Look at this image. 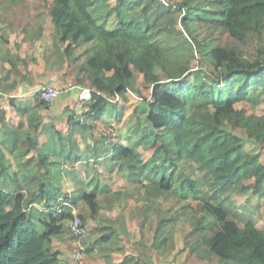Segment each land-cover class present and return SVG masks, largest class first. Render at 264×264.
<instances>
[{"label": "trees", "instance_id": "16d2710c", "mask_svg": "<svg viewBox=\"0 0 264 264\" xmlns=\"http://www.w3.org/2000/svg\"><path fill=\"white\" fill-rule=\"evenodd\" d=\"M0 4V22L16 29L0 45L10 73H72L91 91L81 112L51 113L33 96L46 110L33 127L36 105L0 97V264H62L65 201L95 223L86 255L126 238L135 220L136 244L168 264H264V112L246 105L264 91V0ZM47 17L51 49L41 47ZM112 199L119 219L103 224ZM116 264L148 263L130 247Z\"/></svg>", "mask_w": 264, "mask_h": 264}, {"label": "rangeland", "instance_id": "374dc122", "mask_svg": "<svg viewBox=\"0 0 264 264\" xmlns=\"http://www.w3.org/2000/svg\"><path fill=\"white\" fill-rule=\"evenodd\" d=\"M4 2V1H3ZM1 7V4H0ZM48 18V19H47ZM45 20V35L43 37V42H42V46H46L48 47V45L52 44L51 41V31L53 29L52 26V22L51 19L49 17H47ZM3 23L0 22V26H2ZM13 36V35H12ZM15 39V36H14ZM13 39V40H14ZM11 40V41H13ZM36 69H39V67L34 66ZM29 74L32 75V83L28 86H25V88L21 91V92H3L0 91V97L3 98H8V97H15L18 98L24 102H27L29 100V98H31L32 96H35L33 90L36 89L38 86L40 85H46V84H51L55 87H57L60 92L62 93L64 90H66V92H68L70 98H72V105H76L79 102V98H80V89L76 86L75 84V80L73 78V76H71V74H69L68 77L66 78H56L53 81H51L50 83H46L44 82L45 76H47V72L44 71H40V73H36L33 70H29ZM48 78V77H47ZM35 83V84H34ZM60 93V94H61ZM60 96V95H59ZM58 96V97H59ZM58 97L54 100V102L52 103L55 104V102L57 101ZM11 105H14V102L10 103ZM80 104V103H79ZM59 105V103L57 104ZM246 105L248 106L249 110L255 112V113H263L264 112V91L259 89H253L250 92V96H249V100L246 102ZM77 106V105H76ZM75 106V107H76ZM38 112H40V115L46 112V110L44 108H38V110L36 111L37 114ZM10 115V114H9ZM12 115H14V113L12 112ZM11 115V116H12ZM29 116H33V114H30ZM101 131H104V127L101 126L100 128ZM200 182H203L202 179ZM130 202H133L130 199ZM132 204V203H131ZM114 206L116 207V205L112 204L109 202L108 204V208H106V210L104 211V214L108 215L112 213V210L114 209ZM113 214L115 215V213L113 212ZM116 217V215H115ZM117 218V217H116ZM155 219H156V215H153L151 218V221L149 223V226H151L150 228H148L147 230V234L146 236H150L152 233V228H153V224L155 223ZM115 220V218L113 219ZM139 223L137 221L132 222L130 225L131 228V236H130V240L131 242H136V240H138L140 238V231H139ZM90 226L94 225L93 221L89 222ZM180 230V232L185 231L184 230V226L182 223H180L177 228L176 231ZM136 244V243H135ZM139 252L140 254L145 258V260L147 261L148 264H168V257L166 254H162L161 256L156 254L155 252H145L142 249H140L138 246H134ZM72 252V261L71 264H86V257H93V255H98V254H104L106 261L108 263H111L113 261L117 260V257L119 255H121L118 251H117V241L116 240H112L109 243H106L102 246H98L97 248H95V251L92 252L89 255L83 254L82 256V260L78 263H76L75 258H74V254H75V240H74V248H72L71 250ZM194 264H207L206 262L202 261V260H198L196 261V263Z\"/></svg>", "mask_w": 264, "mask_h": 264}, {"label": "crops", "instance_id": "0c3cea01", "mask_svg": "<svg viewBox=\"0 0 264 264\" xmlns=\"http://www.w3.org/2000/svg\"><path fill=\"white\" fill-rule=\"evenodd\" d=\"M45 25H46V23H45ZM52 26H53V24H52ZM15 35H16V29L7 27L5 25V23H3V25L0 26V45H2V43L5 41V39L13 40ZM51 38H52V36H51ZM51 41H52V44L48 45V47H47L48 49H51L53 47V38L51 39ZM2 48H4V46L1 47V49ZM7 49H9L12 53H15V51H13L11 48L8 47ZM9 67H10V63L8 61L4 62V61L0 60V91H3V92H21L25 88V86H28V85H30L32 83L31 82L32 81V75L29 74V72H28V77L29 78L28 79H22L20 75H13L12 73H10ZM71 76H72V73H71ZM56 78H58V76H56V75L52 76L50 74H47V76H45L46 80L44 82H51V81H53ZM32 99H33V96L31 98H29V100L27 102L22 101V100H24V99H22L21 103L26 104V105H30V107L33 106V105H36V103ZM71 102H72V98H70L68 92H66V90H64L60 94V96L58 97V99L55 102V104L51 105V109H50L51 111L50 112L51 113H61L68 106H71V107H73L74 110H77V111H80V112L83 110L84 105L82 104L80 99H79V102L76 104L77 106L75 105L76 107L74 105H72ZM58 103H59V105H57ZM14 105H15V103H14ZM36 107H37V105H36ZM38 108H44V107L43 106H38L36 111L38 110ZM12 112L14 113V115H12ZM12 112L9 113L10 115H12L11 116V118L13 119L12 122L18 124L19 123V117H17L18 115L15 113V111H12ZM39 115H40V112H38L37 114L33 113V116H28L30 127H33L34 118L39 116ZM45 121L48 122V119H45ZM47 125H48V123H47ZM20 160H21V157H18V161H20ZM88 167H90V165ZM98 170L101 172V175L99 177L105 176L108 173L107 164L106 163L99 164L98 165ZM96 178H95V176H93V180H96ZM131 200L133 201V202H131L132 204H135L136 201H137V199H131ZM109 202L112 203L113 205L115 204L116 207L114 206V209L112 210V213L109 214V216H108V215L104 214V211L106 210V208H108ZM117 207L118 206H117L116 202L113 199L112 200H106L105 209H103L102 212H101V217H102V221L101 222L103 224H106L108 222L110 223V221L117 222V218L120 215V210H118V212H117ZM113 212L115 213L117 218L115 217ZM114 218H115V220H113ZM132 222H135V220L132 221ZM132 222H130L129 225H128L129 230H128V236L126 237L127 239L126 238H123V239L114 238L113 239V240L117 241V251L121 255H119L117 257L116 261L108 263L105 260L103 263H100V264H116V263H119L123 259V257L125 256V253L129 250L130 247L133 248L134 250L138 251L134 246H138L135 243L140 238L138 240H136V242H133V243L130 240L131 239L130 238V236H131L130 225H131ZM118 224L119 223H115V225L119 226ZM94 225H95V223H94ZM93 226L89 225L90 229ZM122 228H125V227H122ZM146 234L147 233L143 234L145 240H146V237H147ZM61 242H62L61 247H62V250H63L62 264H71V261H72V252H71V250H72V248H74V237L72 236L71 231H70L69 234H67L65 236L64 240H62ZM106 243H109V242L101 241V243L96 245L95 248H97L98 246H102V245H104ZM94 251H95V249H94ZM98 255H100V254H98Z\"/></svg>", "mask_w": 264, "mask_h": 264}, {"label": "built area", "instance_id": "2783aa9c", "mask_svg": "<svg viewBox=\"0 0 264 264\" xmlns=\"http://www.w3.org/2000/svg\"><path fill=\"white\" fill-rule=\"evenodd\" d=\"M33 92L35 95L40 96L44 101H47L51 104L60 94V90L51 84L48 85L42 84L38 86L36 89H34ZM90 97H91V91L88 88L81 87L80 98L89 99ZM64 204L66 206H69L73 213V219L70 225V229H71V234L75 240L74 258L76 263H78L82 260V256L87 249L90 228L87 224L83 222V220L78 214V209L74 204L68 201H65Z\"/></svg>", "mask_w": 264, "mask_h": 264}, {"label": "bare ground", "instance_id": "6f19581e", "mask_svg": "<svg viewBox=\"0 0 264 264\" xmlns=\"http://www.w3.org/2000/svg\"><path fill=\"white\" fill-rule=\"evenodd\" d=\"M61 93V92H60ZM60 95V94H59Z\"/></svg>", "mask_w": 264, "mask_h": 264}]
</instances>
